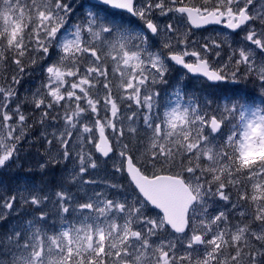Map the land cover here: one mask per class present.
<instances>
[{
	"label": "snow or ice",
	"instance_id": "obj_1",
	"mask_svg": "<svg viewBox=\"0 0 264 264\" xmlns=\"http://www.w3.org/2000/svg\"><path fill=\"white\" fill-rule=\"evenodd\" d=\"M84 9L0 0V169L34 124L44 147L41 180L0 197V222L20 217L0 264H264V0ZM208 25L240 43L197 39ZM173 63L234 87L170 84ZM35 67L44 77L21 97ZM104 166L126 183L96 178Z\"/></svg>",
	"mask_w": 264,
	"mask_h": 264
},
{
	"label": "rangeland",
	"instance_id": "obj_2",
	"mask_svg": "<svg viewBox=\"0 0 264 264\" xmlns=\"http://www.w3.org/2000/svg\"><path fill=\"white\" fill-rule=\"evenodd\" d=\"M75 2L84 4L85 5L84 10L85 11L87 10V8L89 6L87 0H75ZM140 23H142V22H140ZM225 33L228 34L227 39L229 40V43H231L233 46L240 43L242 34L240 36H238V35H236L235 32H231V30H227V29L224 30V29H221L219 27H212L209 29L197 30L196 38L201 39L202 37L214 36L219 40V39L225 38L224 35H222ZM227 51H228L227 48H225L224 53H222V55H226ZM171 69L173 70V77H174L175 84L177 83V81H182V82H184L185 86L186 85L194 86V87L201 86L200 82H202V80L193 79L192 77H187V76L184 77V73H182L181 69L180 68L174 69L173 65L171 66ZM43 77H44V73L40 71L39 67L37 69H33L29 75L25 76L23 80L24 81H30L33 84V86L32 87L29 86L28 88H26L22 84L23 88H21V89H24V90H22V92L20 93L21 97L30 94L38 86V84L43 79ZM195 81H197L198 84H196ZM242 84H241V89H246L249 92H253V90L255 89V85H253V84H250V83H242ZM191 90H193V89H191ZM254 94L256 96V102H258L259 98H260V93L255 92ZM49 130H51V129H49ZM27 131H30V130H27ZM36 134L39 135V132L36 131ZM42 143H43V141H41V144ZM24 153L25 152L20 153V159L21 160L24 157ZM34 158L41 161V159L37 155H35ZM14 164L15 165L13 167H7V168L10 169V171L16 170L17 169L16 163H14ZM94 174L98 175V177L97 176H95V177L99 179L100 174H98V171L95 172Z\"/></svg>",
	"mask_w": 264,
	"mask_h": 264
},
{
	"label": "trees",
	"instance_id": "obj_3",
	"mask_svg": "<svg viewBox=\"0 0 264 264\" xmlns=\"http://www.w3.org/2000/svg\"><path fill=\"white\" fill-rule=\"evenodd\" d=\"M35 68H37V67H35ZM22 84L26 88H28L29 86H31V87L33 86V84L30 81L22 80L21 85ZM36 129H37V127H36ZM36 129H35V127H33V130H36ZM40 131H41V128H40ZM39 134H40V132H39ZM30 140L33 141V143L30 144V143H24V141L21 142V147L23 148V151L26 152L24 154L26 160H21V162L18 165V168L20 170H24V168L26 166V161L29 162V166H28V168H27V170L25 171V174H24V179L26 181H32V178L34 177V162L35 161H34V159L32 157L33 154L44 153L43 143L41 144V139H39V135L37 136V140H35V136L31 137ZM58 171H59L58 169L50 171L49 172V176L50 177H54L55 175L58 174ZM40 178H42V173H41V177ZM106 179L114 181L113 177L106 176ZM121 183H126V181H121ZM8 186H10V185H8Z\"/></svg>",
	"mask_w": 264,
	"mask_h": 264
},
{
	"label": "water",
	"instance_id": "obj_4",
	"mask_svg": "<svg viewBox=\"0 0 264 264\" xmlns=\"http://www.w3.org/2000/svg\"><path fill=\"white\" fill-rule=\"evenodd\" d=\"M89 1H91V2L95 3V0H89ZM208 26H212V25H208ZM208 26H206V27H208Z\"/></svg>",
	"mask_w": 264,
	"mask_h": 264
}]
</instances>
